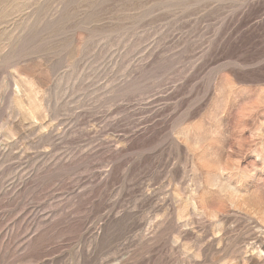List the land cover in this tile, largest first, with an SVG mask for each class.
Listing matches in <instances>:
<instances>
[{"label":"rangeland","instance_id":"1","mask_svg":"<svg viewBox=\"0 0 264 264\" xmlns=\"http://www.w3.org/2000/svg\"><path fill=\"white\" fill-rule=\"evenodd\" d=\"M0 264H264V0H0Z\"/></svg>","mask_w":264,"mask_h":264}]
</instances>
